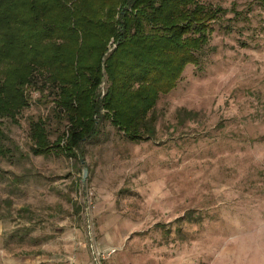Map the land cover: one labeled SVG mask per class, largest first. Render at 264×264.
Listing matches in <instances>:
<instances>
[{
    "label": "rangeland",
    "instance_id": "obj_1",
    "mask_svg": "<svg viewBox=\"0 0 264 264\" xmlns=\"http://www.w3.org/2000/svg\"><path fill=\"white\" fill-rule=\"evenodd\" d=\"M198 1L227 12L199 65L160 93L149 138L129 140L102 108L97 135L68 154L48 70L32 73L23 107L0 87V264H264V0ZM11 66L0 58V86ZM39 138L49 150L34 155Z\"/></svg>",
    "mask_w": 264,
    "mask_h": 264
},
{
    "label": "trees",
    "instance_id": "obj_2",
    "mask_svg": "<svg viewBox=\"0 0 264 264\" xmlns=\"http://www.w3.org/2000/svg\"><path fill=\"white\" fill-rule=\"evenodd\" d=\"M226 12L198 0H0V58H9L12 65L0 87L13 91L7 95H18L16 103L23 107V91L32 83V73L48 70L56 103L71 126L61 146L68 154L97 135L95 122L102 108L107 111L101 116L138 142L154 133V106L160 93L177 84L187 64L199 65L210 22ZM113 35L117 44L105 54ZM91 37L96 42L88 45ZM59 40L73 44L58 45ZM78 40L85 41L73 49ZM104 55L107 85L98 97ZM0 116H9L5 107H0ZM34 144V155L49 150L47 139ZM177 219L196 217L187 212Z\"/></svg>",
    "mask_w": 264,
    "mask_h": 264
},
{
    "label": "water",
    "instance_id": "obj_3",
    "mask_svg": "<svg viewBox=\"0 0 264 264\" xmlns=\"http://www.w3.org/2000/svg\"><path fill=\"white\" fill-rule=\"evenodd\" d=\"M81 162L83 163L84 160L81 159ZM85 176H86V167H82V180H84Z\"/></svg>",
    "mask_w": 264,
    "mask_h": 264
},
{
    "label": "built area",
    "instance_id": "obj_4",
    "mask_svg": "<svg viewBox=\"0 0 264 264\" xmlns=\"http://www.w3.org/2000/svg\"><path fill=\"white\" fill-rule=\"evenodd\" d=\"M111 252V251H110Z\"/></svg>",
    "mask_w": 264,
    "mask_h": 264
}]
</instances>
